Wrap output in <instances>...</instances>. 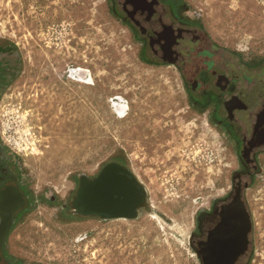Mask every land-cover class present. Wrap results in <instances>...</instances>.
Listing matches in <instances>:
<instances>
[{
  "label": "rangeland",
  "instance_id": "obj_1",
  "mask_svg": "<svg viewBox=\"0 0 264 264\" xmlns=\"http://www.w3.org/2000/svg\"><path fill=\"white\" fill-rule=\"evenodd\" d=\"M189 1L221 45L264 58V0ZM108 162L143 189L133 218L73 204L80 180ZM236 167L210 109L191 103L176 68L142 59L107 0H0V188L24 202L8 216L0 264H202L196 218ZM262 167L247 191L248 264H264Z\"/></svg>",
  "mask_w": 264,
  "mask_h": 264
},
{
  "label": "flooded vegetation",
  "instance_id": "obj_2",
  "mask_svg": "<svg viewBox=\"0 0 264 264\" xmlns=\"http://www.w3.org/2000/svg\"><path fill=\"white\" fill-rule=\"evenodd\" d=\"M107 2L142 59L176 68L191 103L210 109L227 135L237 164L230 189L198 215L191 242L202 264H248L254 224L247 191L264 161V58L247 61L221 45L189 0ZM23 204L17 189L0 188V237L9 214Z\"/></svg>",
  "mask_w": 264,
  "mask_h": 264
},
{
  "label": "crops",
  "instance_id": "obj_3",
  "mask_svg": "<svg viewBox=\"0 0 264 264\" xmlns=\"http://www.w3.org/2000/svg\"><path fill=\"white\" fill-rule=\"evenodd\" d=\"M106 164L95 177L80 180L73 204L84 215L106 219L133 218L142 206L143 189L120 163Z\"/></svg>",
  "mask_w": 264,
  "mask_h": 264
},
{
  "label": "bare ground",
  "instance_id": "obj_4",
  "mask_svg": "<svg viewBox=\"0 0 264 264\" xmlns=\"http://www.w3.org/2000/svg\"><path fill=\"white\" fill-rule=\"evenodd\" d=\"M78 78H80L81 80H83L84 77H83L82 74H81V75L79 74V75H78ZM64 186H65L64 182H61V181H60V183L57 184L56 188H57L59 191H62V190L65 188Z\"/></svg>",
  "mask_w": 264,
  "mask_h": 264
},
{
  "label": "water",
  "instance_id": "obj_5",
  "mask_svg": "<svg viewBox=\"0 0 264 264\" xmlns=\"http://www.w3.org/2000/svg\"><path fill=\"white\" fill-rule=\"evenodd\" d=\"M196 253H197V256L199 257V253L198 252ZM205 264H211V263L207 261Z\"/></svg>",
  "mask_w": 264,
  "mask_h": 264
}]
</instances>
